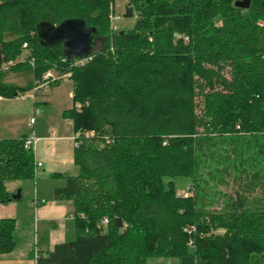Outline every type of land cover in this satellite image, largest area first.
I'll list each match as a JSON object with an SVG mask.
<instances>
[{"label": "trees", "instance_id": "obj_1", "mask_svg": "<svg viewBox=\"0 0 264 264\" xmlns=\"http://www.w3.org/2000/svg\"><path fill=\"white\" fill-rule=\"evenodd\" d=\"M237 2L246 3L128 0L135 24L114 31V0H0V67L27 43L28 57L8 70L34 57L36 78L51 69L69 78L73 105L62 117L80 134L77 175L55 174L66 179L55 197L71 201L76 236L36 264H264V0ZM69 18L96 28L100 49L82 65L38 35L41 22ZM5 73L1 96L33 88ZM27 137L0 140V202L11 200L8 181L35 177ZM205 176L236 183L222 213L199 202ZM177 177L188 178L190 197L177 195ZM15 226L0 218V254L15 249Z\"/></svg>", "mask_w": 264, "mask_h": 264}, {"label": "rangeland", "instance_id": "obj_2", "mask_svg": "<svg viewBox=\"0 0 264 264\" xmlns=\"http://www.w3.org/2000/svg\"><path fill=\"white\" fill-rule=\"evenodd\" d=\"M128 0H114V11L113 16L117 17L114 20L110 18V27L114 31H119L122 29L128 30L131 29L136 21V17L128 18L125 16ZM259 23H263L260 21ZM96 49H100L99 40L96 41ZM27 51H23L22 54L18 55L15 59L18 63L20 61H25L27 58ZM18 70H6V73L3 77V80L7 83H12L16 85H28L31 84L34 87L35 81L40 80L43 82V79L35 77L34 68L27 63ZM230 68L226 67L224 72L229 75ZM54 77H57L56 70H50ZM32 74L34 79H32ZM32 79V80H31ZM30 80V81H29ZM60 81L59 85L52 86L50 85L54 81ZM57 80H52L49 83L47 88H42L46 93L37 91V102H38V112L35 110V100L36 97H32V89L25 91L26 97H13L7 100H0V140L1 138H11L13 136H21L23 133L30 132L32 128L29 126V121L32 117L38 120V123L47 124L50 121H61L60 112L63 108L70 106L73 102L72 100V82L65 81L57 78ZM53 87L50 90V87ZM50 97L48 98V96ZM48 98V103H45V100ZM200 112V108H198ZM21 134V135H20ZM11 136V137H10ZM41 170V168L38 167ZM37 172V171H36ZM39 173V172H38ZM38 173H35L33 179L25 180H11L7 182V190L11 193V197L14 194H17L18 190L21 193L20 198H12L6 202H0V216L9 217L14 213L16 216H19L21 221H25L26 224H33L35 220L34 209L30 207V203L36 196L35 188L41 191V195L46 199H52L53 194V185L54 186H63L65 181L60 180V178H55L53 180H42L39 178ZM205 182L202 183L201 188L199 189L204 194L200 196L199 202H202L203 208L205 211L222 213L224 208L227 205V202L230 196H235L236 183L231 176H226V182H217L215 180H209L206 177ZM62 179V178H61ZM177 190V195L179 191H186L188 189V178L177 177L175 180ZM211 181V182H210ZM12 184H18V186L13 187ZM13 188V189H12ZM217 192L215 195L214 193ZM259 188L252 194L249 195V202H254L259 198ZM39 194V193H37ZM190 195V194H189ZM40 197V195H38ZM190 197V196H189ZM59 224V222H57ZM72 227V229H71ZM57 225L52 223H40V228L38 237L41 241L40 246H48L52 242H67L74 239V222L67 221L66 228H69L67 231L63 232L62 229H58L54 232V229H57ZM32 230V229H31ZM217 235H222L226 232V229L223 227H216L212 231ZM51 246V245H50ZM149 258L148 264H172L170 261H174L173 258L168 260V258ZM31 260V261H30ZM34 262V263H33ZM25 264H35L33 259L28 258L25 261Z\"/></svg>", "mask_w": 264, "mask_h": 264}, {"label": "crops", "instance_id": "obj_3", "mask_svg": "<svg viewBox=\"0 0 264 264\" xmlns=\"http://www.w3.org/2000/svg\"><path fill=\"white\" fill-rule=\"evenodd\" d=\"M32 79H34L33 74H32ZM62 80L71 81L69 78H64ZM12 83L14 82L12 81ZM18 86L24 87L26 86V84L25 85L18 84ZM53 87L51 86L50 90ZM72 91H73V87H72ZM39 92H42L43 94L46 93L45 90H40ZM37 93L38 92H36L35 94L36 97L35 110L39 109L37 102ZM49 97L50 95L48 96V98ZM48 98L47 100H45L44 104L48 103L49 101ZM7 99L10 98L1 96L0 100L3 101ZM72 105L73 102L70 106H67L61 110L60 112L61 121L56 120V121H50L47 124H42L41 122L38 123V120L36 119L35 124L30 127L32 129L30 130L29 134L28 132L22 134L29 136L33 132H35L37 137L39 138L36 144V148L35 150H33V152H34V158L36 164L35 173L39 172L38 173L39 178L42 179L43 181L44 180L50 181L55 178H60V180L65 181V185H66V179L64 177H57L55 176V174H65V175L75 176L78 173V166L75 164V160H74L75 131L71 120L62 117V112L65 109L71 108ZM19 137L13 136L11 138H19ZM4 139H8V138H4ZM38 162L41 163L40 166L37 165ZM38 167L41 168V170L38 169ZM12 185L13 187L18 186V184H12ZM65 185L63 186L53 185V194H52L53 196L52 199L50 198V200L43 197L41 195L42 194L41 191L39 192V190L35 188V193L37 198L40 199L41 201H44V203H41L36 206L33 203L34 200L33 199L32 202L29 204L30 207L34 209V213H35V220L33 221V224L27 225L25 221L24 222L21 221L19 216H16L14 213H12V216H9V217H14L16 219V226L14 231L16 246L12 252L0 254V264H25V261L28 258L33 259V261H35L36 264L37 252L46 253L47 251L53 250L56 244L63 243V242H52L50 244L51 246L50 245L44 247L40 246L41 241L38 237L37 232L39 231L41 222L52 223L55 226L57 225V227L59 228L54 229V232L58 229H62L61 231L65 232L69 229L66 228L67 221L69 222L73 221L74 222L73 229L75 232L74 235L76 236L75 221L69 215V213H71L73 210V205L71 201L59 200L56 199L55 197L56 188L64 187ZM177 190L179 189L177 188ZM38 195H40V197H38ZM0 218H4V217L0 216ZM57 222H59V224H57ZM173 259L174 261H170L172 264H179L178 259L176 258ZM168 260H171V258Z\"/></svg>", "mask_w": 264, "mask_h": 264}, {"label": "water", "instance_id": "obj_4", "mask_svg": "<svg viewBox=\"0 0 264 264\" xmlns=\"http://www.w3.org/2000/svg\"><path fill=\"white\" fill-rule=\"evenodd\" d=\"M237 2L238 5L249 6L250 0ZM38 35L45 46H59L68 59H83L90 57L96 49V28L89 27L81 18H69L60 24L41 22L38 25ZM18 190L13 198H20Z\"/></svg>", "mask_w": 264, "mask_h": 264}, {"label": "built area", "instance_id": "obj_5", "mask_svg": "<svg viewBox=\"0 0 264 264\" xmlns=\"http://www.w3.org/2000/svg\"><path fill=\"white\" fill-rule=\"evenodd\" d=\"M117 17L115 16H111V19L114 20L116 19ZM260 25H262V23H259ZM23 48L25 51H27V48H28V44L27 43H24L23 45ZM89 59H91V56L88 57V58H83V59H76L75 61V64L76 65H82L84 64L86 61H88ZM22 62V60L20 61ZM29 64L34 68L35 67V58L34 57H31L29 60H28ZM17 64V61L15 60H10V61H7L5 63L2 64V66L0 67V70H8L10 67L14 66ZM69 75V74H68ZM68 75H65V77H67ZM58 77H54L53 74L49 71L47 73H45L43 75V82L40 81V80H36L35 81V84H34V87L32 89L33 93L31 94L32 97L35 98V94L37 91L41 90L42 88H47L49 86V83L52 81V80H56ZM18 96L20 97H26V94L25 93H21L19 94ZM0 99H1V96H0ZM36 112H38V109H36ZM36 122V119L35 117H32L29 121V125L30 126H33ZM79 133H76L75 136H74V144L77 145L78 144V141L77 138L79 137ZM39 138L37 137L36 133L33 132L31 135H29L26 140H25V143H24V146L26 149H32V150H35L36 148V144L38 142ZM37 165H41L40 162L37 163ZM180 193L178 194L180 197H188V196H191L192 193L189 191V189H187L186 191H179ZM190 194V195H189ZM44 201H41L40 199L37 198V196L34 197V200H33V203L34 205H39L41 203H43ZM71 218H73L72 215H70ZM109 223V219L107 217H104L103 219H101V221L99 222V225L100 226H107ZM40 253L37 252L36 254V260L38 259Z\"/></svg>", "mask_w": 264, "mask_h": 264}]
</instances>
